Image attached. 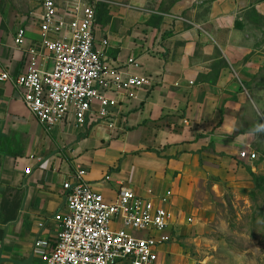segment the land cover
Returning <instances> with one entry per match:
<instances>
[{
  "label": "crops",
  "instance_id": "0c3cea01",
  "mask_svg": "<svg viewBox=\"0 0 264 264\" xmlns=\"http://www.w3.org/2000/svg\"><path fill=\"white\" fill-rule=\"evenodd\" d=\"M27 1L41 13L40 0ZM260 1L100 0L94 45L104 77L148 78L133 97L107 92L119 101L114 129L80 126L73 118L46 128L26 107L21 88L0 80V264H46L34 241L56 236L55 216L66 211L62 183L78 169L108 201L129 187L167 209L171 241L156 264L179 250L180 236L205 230L204 217L193 221L203 216L194 202L206 180L236 185L251 178L252 159L240 152L254 151L253 132L240 114L263 65L246 38V12L261 13ZM57 3L69 20L65 0ZM19 24L25 26L21 47L14 41ZM39 24L0 14V68L11 76L25 70V49L39 44ZM52 64L46 58L41 67Z\"/></svg>",
  "mask_w": 264,
  "mask_h": 264
},
{
  "label": "built area",
  "instance_id": "2783aa9c",
  "mask_svg": "<svg viewBox=\"0 0 264 264\" xmlns=\"http://www.w3.org/2000/svg\"><path fill=\"white\" fill-rule=\"evenodd\" d=\"M99 1L65 0V14L70 15L66 20L57 0H40L41 39L25 49V70L11 76L0 68V80L21 88L26 107L46 128L73 118L80 126L102 123L114 129L118 123L114 108L119 101L107 92L133 97L134 89L148 82L144 76L120 72L104 77L102 52L94 45ZM63 30L68 33L54 37ZM14 41L19 47L24 44L23 24L16 29ZM46 58L53 60L51 69L41 67ZM129 62L135 60L129 58ZM240 155L253 159L256 153L243 149ZM85 175V169H78L63 181L66 211L55 216L57 234L38 237L34 252L46 264H156L171 241L167 209L129 187H121L115 200L108 201Z\"/></svg>",
  "mask_w": 264,
  "mask_h": 264
},
{
  "label": "rangeland",
  "instance_id": "374dc122",
  "mask_svg": "<svg viewBox=\"0 0 264 264\" xmlns=\"http://www.w3.org/2000/svg\"><path fill=\"white\" fill-rule=\"evenodd\" d=\"M262 12L250 9L248 36L250 46L263 55V65L250 84L243 106L241 123L253 132L251 178L248 183L227 185L216 178L204 183L200 200L194 206L204 209L193 224L204 217L203 232L190 230L177 240L179 250L165 264H264V0ZM0 14L9 20L19 14L35 23L40 19L36 7L27 0H0Z\"/></svg>",
  "mask_w": 264,
  "mask_h": 264
}]
</instances>
